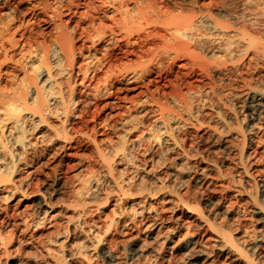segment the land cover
Masks as SVG:
<instances>
[{"label": "rangeland", "instance_id": "374dc122", "mask_svg": "<svg viewBox=\"0 0 264 264\" xmlns=\"http://www.w3.org/2000/svg\"><path fill=\"white\" fill-rule=\"evenodd\" d=\"M57 1L61 0H50L53 6L59 4ZM89 1L91 0H78L81 6L78 9L73 8V10H79L88 15L92 14V11H87L86 3ZM93 1L95 5L102 6V10L103 8L105 10L104 4H109L107 8L112 10L110 6L115 7L114 2L117 3V6L121 2L122 10L127 9L135 16L138 6L149 5V0ZM205 2L210 3L211 0H205ZM260 2H264V0ZM35 3L33 1L27 5L32 6ZM64 3H66L65 0ZM161 3H159L160 6L164 4ZM254 5L253 2L252 6ZM162 6L164 7V5ZM166 7L170 11L174 9L172 4H168ZM117 17L120 15L118 14ZM29 18L30 16H27L25 20L28 21ZM74 19H72L71 25L77 24L78 19ZM97 22H99L98 19ZM106 23L112 24L111 21H106ZM88 24V20H86L80 25L86 27ZM51 28L53 25L48 30ZM55 35V30H52L49 38L53 39ZM84 37L85 41L78 43L80 45L85 42V56L80 60L84 66L103 60L108 47L110 46L111 49L115 46L113 43L107 44L104 41L100 43L97 47L99 49L95 52L93 45L96 41V33L90 29L88 37ZM135 39L139 41L138 36ZM101 45L103 49H101ZM118 49H120L119 46ZM219 53L217 55H224L222 51L221 54ZM91 54L92 57H88ZM210 54L205 52L207 57H212L209 56ZM235 54L236 60L239 53L236 51ZM258 54L251 52L247 61L251 62L253 66L257 63L264 65V61L259 58ZM166 57L163 58V61L168 59ZM119 61H125V58H119L117 62ZM263 68H259V72L252 69L248 72L243 69L241 74L236 69L216 73V78L219 76L222 79L225 76L228 78L222 80L225 84L222 82V85L218 87L219 90L217 89V94H221L224 104L221 102L216 105L217 107H212L211 99L217 100L205 86L202 87V90L206 88L202 97L208 98L206 100L208 103H206L205 109L203 108L205 115L201 114L202 110H199L201 107L195 106V111L197 108V113L200 111L197 114L200 118H190V120L189 118H186L187 120L171 118L170 125L172 127H176V129L181 127L178 131L175 129L176 135L179 136V139L186 140L187 143L189 141L186 149L191 146L188 148L189 150L187 149V155H184V158H178L179 150L176 152L165 150L170 142L149 141L150 132L147 134L145 131V133L141 132L145 127L150 128L148 125H151L155 119L153 114L147 112L148 109L153 110L157 107L151 103L152 100L146 103L147 96L141 92H148L149 96L153 93L155 98L159 97L162 105L166 104L163 94L175 86L173 75L170 76V73L164 71L162 79L148 83V80L156 78V74H153L145 80V83L148 84L147 87H143L142 82H137L136 79L133 81L140 73L139 71L132 75L129 74L131 78H123L125 81L123 80L122 84L111 86L112 96L106 99L92 97L96 81L93 82L92 86L86 88L85 92L80 95L83 103L92 100L89 108L90 116H87L88 128L85 129L89 132L90 138L78 136L72 142L60 140L59 143L56 142L54 149L49 150L47 139L52 137V134L47 131V126L41 128L42 130L38 134L28 135L27 139L32 143L36 140H43V142H40L35 154V159L38 158L36 161L30 162L28 165L24 162L23 165L22 161L18 163L21 169L17 171V174L15 173V179H18L17 182L19 181L21 187L20 191H16L17 196L15 193L13 199L0 198V202L3 201L0 203V207L4 205L2 207H7L11 213L14 210L17 221L21 220L22 224L18 226V228H22L20 230L17 228L18 234H15V238L8 234L9 226H5L6 228L1 226L0 264H62L63 260L66 261V264H71L73 261L77 262L76 264H264V112L254 114L250 108H246L247 105H244L247 99L243 97L246 94H253L251 89H254L255 85L264 88ZM104 70L105 68L98 71L97 77L102 78ZM177 70L178 66L175 67L173 73ZM231 71L235 74L234 77ZM16 73L20 74L19 77L23 76L20 72ZM133 76L134 78H132ZM231 77L237 81L234 82V84L236 83L233 85L234 88L228 90L232 92L229 93L226 92L225 87L232 79ZM255 78L259 80L256 81ZM205 81L207 79H204ZM86 84L88 85V82ZM184 85L186 84L181 82L183 90L186 91ZM119 87L121 89L118 90ZM223 90L226 92L225 94L222 92ZM234 92L237 94H233ZM218 106L222 109H220L222 117H214L212 120L207 114L216 110ZM144 111L147 113L144 114ZM134 119L136 121H133ZM126 120L130 121V125L126 124L127 127L123 125ZM59 122L58 119H52L51 125L59 127L61 124ZM133 124L138 127L139 131L136 128L132 137L135 139L136 136H140V139H137L139 141L136 140L132 145L129 142L124 154L121 151L119 153L121 156L118 154L114 156L115 160L112 158V161L105 162L108 156L102 158L98 155V148H110L112 143L119 140L118 143L123 144L122 136H124L125 130L127 131V128ZM139 124L143 126H139ZM180 124L181 126H179ZM122 127L125 129L124 131ZM40 134L42 137L36 138ZM39 148L41 152H39ZM13 149L18 150L17 147ZM57 151L61 152L57 153ZM127 153L131 157V162H128ZM125 154L126 158H124ZM21 177L22 180L25 179L22 181ZM89 178L94 179L97 188L94 184L89 183ZM1 184L10 185L11 182L6 180L5 183L0 182ZM3 186H0V194L5 191ZM121 187L124 188L121 189ZM74 189L84 191V199H86L75 205L73 209L74 212L77 211L72 217V224L75 222L76 226L75 234L71 228L67 229L65 224L55 227L57 222H61L64 217L60 210L68 205V194ZM49 201L53 205V210L47 206ZM44 210H47L45 216ZM25 217V223L31 221L28 224L30 227L27 229L26 224L22 221ZM33 220L36 221V226ZM218 222L223 223L226 229L233 230L231 233L236 237L239 245L233 246L228 243L226 246H220L222 243L218 232L220 230L214 226L221 224ZM21 229L24 230L22 233ZM12 239H16V241ZM17 243L20 245L18 246ZM257 243V250L252 252L253 250L250 248ZM6 245L10 247L6 249ZM245 248L250 251L244 252ZM109 252L113 255L112 257H108ZM249 253L250 255H248ZM252 253L255 256H251ZM250 259H253V263L250 262Z\"/></svg>", "mask_w": 264, "mask_h": 264}, {"label": "bare ground", "instance_id": "6f19581e", "mask_svg": "<svg viewBox=\"0 0 264 264\" xmlns=\"http://www.w3.org/2000/svg\"><path fill=\"white\" fill-rule=\"evenodd\" d=\"M33 1L36 3L32 6L27 5ZM65 1L66 3H64V0L57 1L59 4L53 6L50 0H0V182L5 183L6 180L11 182L10 185L1 184L4 185L3 189L5 191H1L0 198L4 200L13 199L15 193L17 196L16 191H20L19 181L17 182L18 179H15V173L17 174V171L21 169L18 163L22 161V164L24 162V164L28 165V163L38 159H35V154L38 151L40 142H43V140H36L32 143L27 139L29 134H38L42 130L41 128H46L45 126H47V131L52 134V137L47 139L49 150L54 149L56 142L60 140L62 142L63 140L72 142L78 136L90 138L89 132L85 129L88 128L87 118L90 116L89 108L92 100L83 103L80 95L85 92L86 88L91 87L93 82L96 81L93 86L92 94L94 96L92 97L106 99L112 96L110 88L113 84H122L125 78H131V75L138 71L140 72L138 76L136 78L133 76L132 78H134L133 81L136 79L137 82H142L143 87L148 85L145 83L148 76L156 74L155 79L148 80V83H150L162 79L164 71L170 73V76L173 75L176 82L175 86L172 90L163 94L166 104L162 105L159 97L155 98L153 93L149 96L148 92H141V94L145 93L147 96L148 100H146V103L152 100L151 103L157 106L153 110L148 109L147 111L144 109L148 113L153 114L155 119H153L151 125H148L150 128L145 127L146 130H141V132H146V134L150 132L149 141L170 142L165 150H174L175 152L179 150L177 156L182 158L187 155L188 148L191 146L187 148L188 150L186 149L189 141L187 140V143L186 140L179 139V136L175 133L176 130L181 129L179 127L181 124L178 129L172 127L170 125L171 118H189V120L190 118H200L197 115L200 113V111L197 113L198 108L201 107L199 110H202L201 114H203L204 107L208 103L206 101L208 98L202 97L203 91H206V88L202 90V87L205 86L208 88L207 91L209 90L208 92L212 93V96L214 94L217 100L211 99L212 107L221 102L223 103L221 94H217V89L222 85V82H224L222 80L226 76L224 79L219 78L220 76L216 78V73L231 69L234 71L236 69L241 74L243 69L249 72L251 69L258 71L259 68L264 67L263 64L259 65V63L253 66L251 62L247 61L251 52L253 54L259 53V58L264 61V2H260L263 0H211L210 3H206L205 0H149L148 6H138L136 8L138 11L136 16L132 15L127 9L123 11L121 2L118 6L114 2L115 7L113 5L110 6L112 10L107 8L109 4H104L106 7L105 10L104 8L102 10V6L95 5L94 1L91 0L86 3L87 11H92V14L88 15L85 12L73 10V8L78 9L81 6L78 0ZM160 2L164 3H161L164 7L159 5ZM253 2L255 3L254 6H252ZM168 4H172L174 8L172 11L167 9L166 6ZM118 14L120 17H117ZM27 16H30L28 21L27 19L25 20ZM73 18L78 19V21L77 24L71 25ZM97 19L99 22H97ZM86 20H88V26L81 27L80 24L85 23ZM106 21H111L112 24L108 25ZM51 25H53V28L48 30ZM90 29L96 33V41L93 40L95 43L92 42L94 43L93 49L95 52L99 49L97 47L100 43L104 41L107 44L113 43L115 46L111 49L109 46V49H106L103 60H99L97 63L93 62L92 65L88 63L84 66L80 60L85 56V42L80 45L78 43L85 41L83 37L85 34L86 37L84 38L88 37ZM52 30H55L56 35L53 39H50L49 35ZM136 36H138L139 41L135 39ZM118 46L120 49H118ZM221 51L224 52V55H217L218 52L221 54ZM236 51L239 55L238 59L235 60L237 58V56L235 57ZM205 52L211 53L212 55L210 54L209 56L212 57H207ZM92 54L88 55V57H92ZM165 56L168 57L166 59V61L168 60L167 62L164 59L166 63L163 61ZM119 58H125V61L117 62ZM177 66L178 70L173 73ZM104 68V76L102 78L97 77L98 71ZM16 72L22 73L23 76L19 77L20 74ZM231 73L234 77L235 74L232 71ZM129 74H131L130 77ZM221 76L223 77L224 74ZM233 77L231 78L233 79ZM204 79H207V81L204 82ZM232 79L229 80L230 82L228 81L229 83L226 82L228 83L225 87L226 92L232 90L234 88L233 85L236 84L234 82L237 79ZM257 80L259 79L257 78ZM87 82L88 85L86 84ZM181 82L186 84L184 85L186 91L183 90ZM222 87L224 88V86ZM253 88L251 89L253 94H246L247 97L243 95L247 99L244 105H247L246 108H250L257 115V113L264 112V88H259L257 85ZM228 92L230 93L231 91ZM233 94L237 93L234 92ZM206 96L209 97L207 94ZM195 106L198 107L197 111H195ZM208 106L211 108L210 105ZM220 109L219 106L213 112L207 109V111H210L207 116L212 118V120L214 117H222V109ZM145 111L144 114L147 113ZM201 114L200 116H202ZM52 119H58L61 122V126H52ZM127 120L122 124L125 126L127 123L129 124L130 121ZM133 121L136 120L134 119ZM79 124L81 125L78 126ZM118 124L119 122L116 125L118 126ZM139 126L143 125L139 124ZM114 127L116 128V126ZM119 127L121 126L119 125ZM135 129L138 130V127L133 124V126L127 128V131L125 130L124 136H122L123 134L120 135L123 138L121 140L123 144L121 142L118 143L119 140L116 141L117 143H112L110 148L101 149L99 147L98 155L102 158L108 156V159L105 160L106 162L115 160L116 157L114 156L121 151L124 154L127 149L126 145L129 142L132 145L133 142L140 139V136H136L135 139L132 137ZM115 130L117 131V129ZM40 137H42V134L36 138ZM76 139L80 141V139ZM14 147L15 149L17 147L18 150L15 151ZM31 149L33 151H29ZM61 149L64 151L63 148ZM39 152H41L40 148ZM59 152L57 151V153ZM119 156L121 155L119 154ZM126 157L127 155L124 158ZM45 161L47 163V160ZM128 162H131L129 154ZM35 163L39 164L38 162ZM88 181L91 185H95L94 179L89 178ZM95 188H97V185H95ZM123 188L121 187V189ZM80 190L74 189L68 194V197L66 196L69 203L60 210L64 216L62 220L64 221L65 219V221H58L55 227L65 224L67 229L71 228L73 234L76 233V226L74 225L75 222L72 224V217L75 216L77 211L74 212L75 210L73 209L75 205L86 200L84 199L85 192ZM2 206L0 207V229L1 226H9L8 234L13 238L15 234H18L17 228L21 224V220L17 221L16 212L14 214L13 210V213H11V207L10 211H8L7 207ZM47 206L53 210L51 201H49ZM44 212L45 216L47 210H44ZM30 215L32 214L30 213ZM20 216L23 217V215ZM25 220L26 217L22 219L24 223ZM30 223L29 221L25 223L26 229L30 227H28ZM214 226L217 230H220L218 232L222 242L220 244L221 247L226 246L228 243L233 246L239 245L236 237L231 233L233 230L226 229L223 223ZM20 228L18 229L20 230ZM22 231L24 230L21 229V233ZM2 234L4 235V233ZM112 240L114 239L112 238ZM13 241H16V239ZM39 242L41 243L42 241ZM8 247L10 246L6 245L5 248L7 249ZM248 248L243 249V251L249 252L253 250L252 252H254L258 248V243L251 247L250 250ZM253 255L252 253L251 256ZM112 256L109 252L108 257ZM255 260L258 259L255 258ZM250 262L253 263V259H250ZM63 263L66 264V261L63 260ZM76 263L73 261L71 264Z\"/></svg>", "mask_w": 264, "mask_h": 264}]
</instances>
